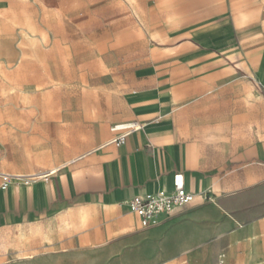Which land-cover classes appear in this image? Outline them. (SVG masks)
I'll return each instance as SVG.
<instances>
[{
  "label": "crops",
  "instance_id": "obj_1",
  "mask_svg": "<svg viewBox=\"0 0 264 264\" xmlns=\"http://www.w3.org/2000/svg\"><path fill=\"white\" fill-rule=\"evenodd\" d=\"M181 1L192 8L181 22L190 29L151 50L179 53L175 81L170 64L152 63L139 76L134 71L121 93L75 98L66 112L40 114L56 138L43 147L39 125L32 128V159L41 164L21 173L36 176L29 184L0 188V231L64 230L29 261L7 264H264V128L242 127L246 113L235 116L239 127L223 114L202 128L184 118L189 103L174 96L190 84L180 76L193 73L184 69L190 63L211 77L234 75L264 106V0H139L132 7L180 8ZM230 85L224 80L222 88ZM119 124L139 128L117 143L110 128ZM175 174L196 200L141 226L125 202L171 190Z\"/></svg>",
  "mask_w": 264,
  "mask_h": 264
},
{
  "label": "rangeland",
  "instance_id": "obj_2",
  "mask_svg": "<svg viewBox=\"0 0 264 264\" xmlns=\"http://www.w3.org/2000/svg\"><path fill=\"white\" fill-rule=\"evenodd\" d=\"M137 2L0 0V172H5L0 174L20 180L36 177L21 174L34 172L41 164L32 159V128L39 125L35 136L43 147L57 135L52 123L42 121L46 117L40 114L66 112L77 106L75 98L121 93L134 71L141 73L143 66L152 63L170 64L175 81V70L182 69L175 68L179 53L151 56V50L162 51L181 30L190 29L181 26L190 18V3L181 1L180 8L174 4L132 7ZM191 66L188 63L184 69L193 73L180 75L190 82L188 87L174 91L175 97L189 103L183 106L185 119L206 128V118L227 114L231 119L226 122L233 128L240 122L235 116L246 113L247 125L242 127L264 128V106L255 103L254 93L242 87L237 77H211ZM224 80L230 81L229 89L222 88ZM63 230L60 224L1 230L0 264L29 261L28 257L43 251L39 248Z\"/></svg>",
  "mask_w": 264,
  "mask_h": 264
},
{
  "label": "built area",
  "instance_id": "obj_3",
  "mask_svg": "<svg viewBox=\"0 0 264 264\" xmlns=\"http://www.w3.org/2000/svg\"><path fill=\"white\" fill-rule=\"evenodd\" d=\"M135 127L133 129H138ZM131 129L124 135H129ZM112 132L117 133V125L110 128ZM126 130V129H125ZM119 136L114 141L117 143H123L126 136ZM1 184L0 188L5 189L11 184H18L20 180L12 178L8 174H0ZM16 181L15 183L13 182ZM23 181V184H29V181ZM196 194L185 189L184 178L182 174H175L173 176V188L167 190L165 188L158 190L157 192L134 196L125 202V205L131 213H133L139 220L141 226H149L160 218L169 217L177 213L179 210L189 206L196 200ZM222 263V260L219 262Z\"/></svg>",
  "mask_w": 264,
  "mask_h": 264
},
{
  "label": "bare ground",
  "instance_id": "obj_4",
  "mask_svg": "<svg viewBox=\"0 0 264 264\" xmlns=\"http://www.w3.org/2000/svg\"><path fill=\"white\" fill-rule=\"evenodd\" d=\"M117 127H118V137L119 136H122V135H124L125 133H127L128 131H130L131 129H133V128H135L134 127V125H127V124H119V125H117ZM138 127V126H137ZM126 129V130H125ZM125 136V135H124ZM13 178V177H12ZM14 179H16V180H18L17 178H14ZM20 180V179H19ZM82 217H84V216H82ZM84 219V218H83ZM81 220V219H80ZM85 220V219H84Z\"/></svg>",
  "mask_w": 264,
  "mask_h": 264
}]
</instances>
